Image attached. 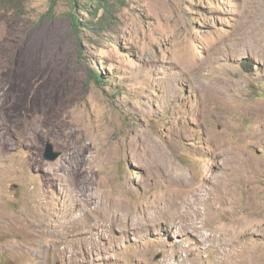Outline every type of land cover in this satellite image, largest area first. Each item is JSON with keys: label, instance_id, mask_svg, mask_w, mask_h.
<instances>
[{"label": "rangeland", "instance_id": "1", "mask_svg": "<svg viewBox=\"0 0 264 264\" xmlns=\"http://www.w3.org/2000/svg\"><path fill=\"white\" fill-rule=\"evenodd\" d=\"M105 1L0 0V264H264V0Z\"/></svg>", "mask_w": 264, "mask_h": 264}, {"label": "trees", "instance_id": "2", "mask_svg": "<svg viewBox=\"0 0 264 264\" xmlns=\"http://www.w3.org/2000/svg\"><path fill=\"white\" fill-rule=\"evenodd\" d=\"M121 3H125L126 0H120ZM58 0H50V6L48 13H52L54 8L57 5ZM83 0H70V10L67 13L70 19V28L71 33L76 39L78 52H82V33L85 30L88 31H95V29H100L104 27V25L113 23V9L112 6L105 0H102L100 3H96L95 6L91 5L88 6V3L83 2ZM81 8L85 9L88 13L90 18H83L79 14ZM113 19V20H112ZM245 66L249 64L243 62ZM90 77L94 79L96 82H103L102 75L95 70H91Z\"/></svg>", "mask_w": 264, "mask_h": 264}, {"label": "bare ground", "instance_id": "3", "mask_svg": "<svg viewBox=\"0 0 264 264\" xmlns=\"http://www.w3.org/2000/svg\"><path fill=\"white\" fill-rule=\"evenodd\" d=\"M218 177V176H217ZM216 185L218 188H224V177H218ZM208 200L206 194H198L183 200L175 202L173 206L174 220L181 228L195 231L198 222L204 223L206 216V208L201 209L200 205H204Z\"/></svg>", "mask_w": 264, "mask_h": 264}, {"label": "water", "instance_id": "4", "mask_svg": "<svg viewBox=\"0 0 264 264\" xmlns=\"http://www.w3.org/2000/svg\"><path fill=\"white\" fill-rule=\"evenodd\" d=\"M61 152L55 151L53 144L48 143L45 150V158L49 161L56 160L60 156Z\"/></svg>", "mask_w": 264, "mask_h": 264}]
</instances>
